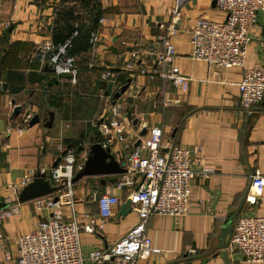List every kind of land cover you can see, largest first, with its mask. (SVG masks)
<instances>
[{"label":"crops","instance_id":"0c3cea01","mask_svg":"<svg viewBox=\"0 0 264 264\" xmlns=\"http://www.w3.org/2000/svg\"><path fill=\"white\" fill-rule=\"evenodd\" d=\"M62 1L0 0V199L7 204L0 212V262L17 264L19 237L49 216L35 200L18 202L11 185L30 172L49 173L62 161L65 148H72L85 167L99 147L110 155L100 154L106 167L113 163L125 172L127 155L160 127L164 139L201 161L195 167L188 214L151 217L147 230L153 253L138 264H264L248 263L240 254L223 255V233L231 222L244 215L264 216V193L257 203L247 202L250 175L264 176V101L243 111L241 69L190 58L195 23L225 19L216 1L188 0L172 25L176 65L192 79L187 90L160 77L156 65L163 49L159 38L170 25L176 0H98V41L93 45L92 33L89 50L80 55L84 68L76 83L33 58L39 45L55 43ZM246 68L264 69V13L252 29ZM104 71L113 76L101 78ZM35 116L39 120L31 125ZM204 167L213 173L202 175ZM102 169L75 185L78 219L85 223L90 216L99 227L92 234L80 233L84 256L106 250L139 219L131 207H124L129 190L116 188L124 173ZM106 193L121 199L108 219L101 217L98 204ZM64 211L68 216V208Z\"/></svg>","mask_w":264,"mask_h":264},{"label":"built area","instance_id":"2783aa9c","mask_svg":"<svg viewBox=\"0 0 264 264\" xmlns=\"http://www.w3.org/2000/svg\"><path fill=\"white\" fill-rule=\"evenodd\" d=\"M215 1L225 19L220 22L201 19L195 23L190 35V58L222 69H241L242 79L238 83L239 106L243 111H250L264 101V69L246 68L252 29L260 14L264 13V0ZM187 2L188 0H176V7L171 11L170 25L159 38L163 49L156 55L158 75L182 90L189 88L192 79L176 65L178 53L173 40L175 28L172 25ZM76 36L77 30L64 44L45 42L39 45L33 58L42 66L51 68L56 76L70 77L76 83L82 68L78 64L79 60L69 55L71 41ZM91 41L93 45L98 41L96 33H93ZM88 68L92 69L93 66L90 64ZM112 76L111 71L101 74L103 79ZM28 119L29 116L24 117L26 123ZM163 137L160 127L153 128L139 148L127 155L128 168L116 184L119 190H129L127 200L131 210L138 215V222L106 250L91 251L87 256L82 253L80 233L85 231L92 234L99 227L90 216H87L85 223L77 217L75 185L78 182L74 183L73 180L84 166L78 164L72 148H65L60 163L49 173L45 170L39 172L45 174L52 186L59 190L53 195L35 200L38 209L49 211V216L37 229L19 237L17 264H138L140 260L148 259L153 253L147 230L149 219L156 215L181 217L188 214L195 167L201 161L189 149L177 146ZM200 173L209 176L213 169L204 167ZM36 175L37 173L30 172L24 175L19 184L11 187L14 191L21 190ZM250 192L247 202L253 205L264 193L263 175H250ZM120 203V197L113 193L99 196L101 217H112L113 208ZM65 208H68V216ZM3 238L0 233V241ZM226 250L231 254L242 255L248 263L264 261V216H240L234 223Z\"/></svg>","mask_w":264,"mask_h":264},{"label":"trees","instance_id":"16d2710c","mask_svg":"<svg viewBox=\"0 0 264 264\" xmlns=\"http://www.w3.org/2000/svg\"><path fill=\"white\" fill-rule=\"evenodd\" d=\"M62 4L57 12L60 20L56 23L57 35L54 44L66 43L77 30L78 36L71 41L69 55L79 60L82 71L84 63L80 62V55L89 50L91 34L95 32L100 20V3L98 0H64Z\"/></svg>","mask_w":264,"mask_h":264},{"label":"water","instance_id":"95a60500","mask_svg":"<svg viewBox=\"0 0 264 264\" xmlns=\"http://www.w3.org/2000/svg\"><path fill=\"white\" fill-rule=\"evenodd\" d=\"M50 70L53 71L52 69ZM1 72H2V62L0 61V74ZM18 110L20 109H16L15 114L18 113ZM38 120H39V117L35 116L30 122V124L32 125L38 122ZM100 154H102L104 157L110 158V155L106 153L105 151L101 150L99 147L94 148L92 158L90 159V161L87 162V165H85L83 170L76 175L75 179L73 180L74 183L79 182L81 178L85 177L91 172L93 173L101 172V170H103L102 168L106 169V172L114 171L116 174L117 173L123 174L126 172V171L124 172L120 170L118 167L113 165V163H111V165L106 167V162L100 160ZM58 190L59 189L57 187H53L51 182L48 179H46L45 174L38 173L34 177L31 183H29L28 185H26L20 190L17 198H18V202L25 203V202H29V201H33V200H37L40 198L53 195L57 193ZM55 200H57V198H55ZM6 205L7 204L4 201V199L3 198L0 199V212L6 209ZM124 207L125 209L126 208L128 209L129 207H131L130 202L126 201ZM125 209L123 211L124 213L126 212ZM233 223L234 222H231L229 227L223 233L222 247L225 249L223 251V255L225 259H227L228 257V253L226 251L228 245L226 243V240H227V237L232 233Z\"/></svg>","mask_w":264,"mask_h":264},{"label":"rangeland","instance_id":"374dc122","mask_svg":"<svg viewBox=\"0 0 264 264\" xmlns=\"http://www.w3.org/2000/svg\"><path fill=\"white\" fill-rule=\"evenodd\" d=\"M19 192H20V190H17V192H16V193H17L16 196L19 194ZM15 199H16V197H15Z\"/></svg>","mask_w":264,"mask_h":264}]
</instances>
